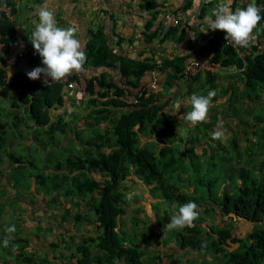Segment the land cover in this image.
Returning a JSON list of instances; mask_svg holds the SVG:
<instances>
[{"label": "trees", "instance_id": "obj_1", "mask_svg": "<svg viewBox=\"0 0 264 264\" xmlns=\"http://www.w3.org/2000/svg\"><path fill=\"white\" fill-rule=\"evenodd\" d=\"M142 1V6L152 12V19L147 22L145 33L153 39L158 35L159 27L153 32L150 28L160 10L165 9V5L156 0ZM255 3L261 8L262 17L255 32L262 37L264 44V0H256ZM4 4L11 5L10 15L2 9ZM248 4L234 0L232 11L246 8ZM192 5L193 0H186L183 9L187 10ZM210 5L211 2H208L203 7L204 10ZM17 13L13 0H0V96L10 103V111L6 108L5 112H2L4 106H0V118L8 117L0 121V133L11 125L18 129L21 123L29 121L32 123L28 124V129L37 128L31 134L20 130L22 141L19 144L23 145V149L28 148L31 152L32 146L36 145L45 150L49 144L59 148L61 143L58 133L64 138L68 129L72 128L64 116L53 114L54 109L66 107V85L59 81L46 85L42 79L31 80L27 77V72L43 65L39 55L34 54L35 50L30 43L31 36L25 31L24 23H17ZM163 30L165 32L162 40L165 41L177 28L171 26L167 29L164 26ZM90 35L83 50L87 59L82 68L86 70L89 66L110 67L118 61L124 82L119 84L108 80L106 73L85 77L91 95L86 97L84 108L88 113L85 117L94 134L81 138L82 133L75 132L77 139L73 145L78 147L80 155L72 154L64 160H58L53 169L42 166L46 172L40 171L35 165L36 170L40 172L32 173L28 168L34 162L28 161L25 155L9 152L7 149L1 151L0 147V209L2 211L6 205L13 207L18 200H8L6 195L10 190L4 186V181L7 180L8 184L11 182L18 190H28L32 197L35 195L36 200L33 201H36L38 206H45L49 202L57 204L60 196L68 197L79 206L74 214V226L90 220L91 227H81L78 236L73 234L74 236L69 238L64 235L63 239L57 236L56 239L50 240L45 248L46 256L36 250L27 251L30 237L18 235L11 238L10 234V240L22 244L23 249L27 251L17 253L16 257L28 264H58V249L60 243H64L67 248L65 251L68 250L69 254L63 251L59 259L63 258L69 264L75 259V264H209V261L216 259L219 262L215 264H264V178L263 181L252 179L248 184L250 175L247 170L240 168L237 174L242 180V185L237 191L226 188L224 194L219 196L215 189L216 177L208 178L196 166L192 167L193 169H184L186 162L192 161V164H196L193 159L197 151L188 147L174 128L176 121L171 119L167 111L171 101L163 102L156 92L160 84L149 96L144 95L146 83L150 81V78L144 79L147 71L167 72L164 84L167 88L175 80L186 75L184 71L188 56L166 58L161 62L147 57L137 59L118 56L108 43L102 28L92 30ZM225 35V32L218 30L207 44L206 50L211 54L212 64L215 68L235 66L239 72L237 77L243 86L241 92H234L235 96L245 100H260L264 90V50L254 56L255 48L250 54L241 56L227 43ZM19 38L23 40L27 62L26 65L23 64L25 68H9L7 56ZM9 69L13 73L11 79H8L6 72ZM79 71L69 74L70 80L76 79ZM206 73L207 90L210 91L217 87L218 78L216 73ZM199 76L191 77L197 80ZM97 85L100 98L93 96ZM125 91L137 95L141 92L139 103L127 104L120 100L119 97ZM12 114L14 117L9 118ZM40 128L45 130L40 131ZM29 136L33 137L32 144H29L31 146L26 144ZM181 141L186 147L176 145ZM232 145L234 148L241 147L237 139ZM5 164L11 168H5ZM262 167L264 168V165ZM22 170L26 171L24 175ZM190 171L195 175L192 173L189 180L193 179L196 184L206 186L207 198L201 195L196 186H188L191 189L187 190V186L180 188L179 184L173 181L177 177L185 179L179 173L186 174ZM93 173H99L102 177L98 179ZM17 174H27L29 179H32L31 184L26 188L24 179L18 178ZM129 181L144 185L154 201L158 199V204H161L162 200L167 202L162 219H158L160 232L151 223L149 216L140 217L144 210L143 205L135 210L133 228L126 230L124 217L128 214L127 204L130 198L124 183ZM32 184H35V192L32 190ZM74 193L76 196L71 197ZM189 201L198 205L199 216L194 221V226L167 232L172 209L174 208V214L180 206ZM80 202L88 205L86 211L81 209ZM90 214L96 215L93 217L95 222L89 217ZM205 214L213 217L212 224L203 225ZM92 223H96L95 229ZM237 224H240L239 228H236ZM245 228L248 229L247 232ZM168 235L171 237L166 239ZM154 237L161 241L162 247L160 244L153 245ZM169 246L176 250L169 252ZM202 252L209 256L203 257Z\"/></svg>", "mask_w": 264, "mask_h": 264}, {"label": "rangeland", "instance_id": "obj_2", "mask_svg": "<svg viewBox=\"0 0 264 264\" xmlns=\"http://www.w3.org/2000/svg\"><path fill=\"white\" fill-rule=\"evenodd\" d=\"M17 23H22L23 21V14H20L19 18L17 19ZM22 21V22H21ZM255 32V31H254ZM222 69L225 72H232L230 69H225L222 67ZM203 92V91H202ZM204 92H207L205 90ZM238 93L237 90H235V93ZM230 94L227 93L224 96H228ZM262 98L260 100L256 99L255 103H251V106L248 104H245L248 100L244 102L243 99H238L237 103L235 104V108L238 111L237 117L234 119V122H236L235 130L233 134L229 132L228 136H223L219 140H213L211 136V130H213V126L205 127L203 125H200L197 128V125L195 127H192L189 129V127L186 128L185 124H180V130H183V133H179V136L184 139V143L188 144L187 146L190 148H194L196 150V157L193 159L196 164H192V161L184 163V169H193L192 167L196 166L197 168H200V171H203V173L208 176V178L216 177L215 182V189L219 196L224 194V190L228 188L231 190H238V187L241 186L242 180L239 177L240 168H243L247 170L249 173V181L248 184H250V181L252 179H259L263 181L264 178V168L262 167L264 165V90L261 94ZM0 106L3 105L4 109L2 108V112H5V109L10 111L9 109V101L3 100L2 96H0ZM233 100L236 101L237 97L233 96ZM70 106V104H67V107ZM71 107V106H70ZM223 109L225 106H222ZM250 107L251 111L249 112L248 108ZM211 108V106L209 107ZM247 109V112H246ZM228 111V108L226 109ZM17 111V110H14ZM58 110L54 109L53 114H59L57 113ZM68 110H63V115L67 114ZM224 113V112H223ZM4 114V113H3ZM21 114V113H20ZM24 115V114H23ZM226 115V113H225ZM13 114L9 118H13ZM7 119L8 117L2 116L0 118V121L3 119ZM223 120L221 118L219 119V122L221 123ZM247 123L250 128L246 125L244 128L242 125V122ZM32 122H24L21 123L20 126L17 128L11 127L6 128L5 130H2V133H0V147L1 151L4 149H7L9 152L18 153L21 155H25L27 157L26 159L28 161L34 162L30 164L29 171H32V173H37L40 171H45L43 168L44 166H48L50 169L55 168L58 160H64L69 155H80L78 152V147H75L73 145V142L76 141L75 138V128L76 130L78 128H81L82 126H88L86 122H82L81 117H79L78 120H75L74 127L71 129H68L67 134L63 138V135L61 133H58L59 139H61V145H59V148H54L51 144L48 145V147L44 149H40L38 146L33 145L31 152H29L28 148L23 149V145L19 144L22 141V137L20 136L19 132L20 130H23L25 134L33 133L37 127L28 129V124H31ZM226 123V121H225ZM245 125V124H244ZM179 126V125H178ZM177 126L174 124V128ZM89 128H91L89 126ZM88 127H84L80 130V137L82 136H92L94 134L93 130H90ZM33 130V131H32ZM44 131V128H40V131ZM186 131V132H185ZM2 137V139H1ZM32 138L29 136L26 139V144L29 145L28 142H31L32 144ZM114 139L115 137L112 136ZM237 141L241 143V147L234 148L232 145L233 141ZM189 140V141H188ZM188 141V142H187ZM50 143V142H49ZM204 143V144H203ZM207 143V144H205ZM176 145L181 147L183 146L182 141L176 143ZM205 145H210V148L206 147ZM31 146V145H29ZM81 147V145H80ZM180 151V150H179ZM206 151V152H205ZM198 155V156H197ZM239 157L241 159L239 160ZM192 158V154H191ZM7 164V163H6ZM5 164V168L9 167V165ZM35 165H37V169H40V171L36 170ZM43 166V167H42ZM22 174H25V170L21 171ZM46 172V171H45ZM184 172H180L179 175L183 176L185 179L180 178H174L173 181L176 182L175 184H179L178 186L180 188L186 187L187 190L191 189L188 188V186H196L200 191L201 195H203L205 198L206 195V186H201L199 184H196V181L193 179L189 180V176L195 175L194 172L190 171L189 173L183 174ZM94 176L98 179H100L102 176L99 173H93ZM18 175V178H23L24 186L27 188V185L32 181V179H29L27 176ZM184 183V184H183ZM186 183V185H185ZM31 184V183H30ZM125 191L127 190V194L129 199L128 205V214L124 217L125 222V228L126 230L130 231L131 228H133V216L135 215V210L139 208L140 206H144L143 212H141L140 217L142 218H148L151 220V223H153L157 229L158 232H160V225L158 223V219H160L164 213V207L167 205V202L162 200L161 204L157 203V200L152 198L150 193L145 190V186L141 183H134V182H125ZM264 184V181H263ZM32 190L35 192V184H32ZM4 186L8 187L10 190L8 196V200L12 201L14 198H17L18 200L15 201L16 205H6L2 212L0 214V264H28L26 261H23V259H18L16 257L17 253L19 252H34L35 250L39 253H43V256L47 255V249L44 247L47 246V243L49 245V241L52 239H56L57 236L60 237V239L64 238V235L67 237H73L74 235H79V232L82 228H89L90 226V220L86 221L84 224H81L79 226H74V214L79 209V206L77 203H74L69 200L68 197L60 196L59 201L57 204H52L47 200L49 203L45 206H38L36 204V196L29 194V191H24V189L18 190L15 188L14 185L10 182L8 184L7 180L4 181ZM46 191V190H45ZM47 192V191H46ZM49 193V192H48ZM76 194L74 193L71 197H75ZM202 196V197H203ZM43 197V196H42ZM5 198V197H4ZM50 198V196H49ZM143 198V199H142ZM89 199V197H88ZM3 201V199H2ZM36 204V205H35ZM82 205L81 209L83 211L87 210L88 205L86 203H81ZM29 206H31V211ZM174 209V208H173ZM172 209V211H173ZM171 215H174L176 213H172ZM137 215V214H136ZM67 216V217H66ZM90 218H95L96 215H89ZM206 220L204 221L203 225L212 224L213 217L211 215L205 214ZM162 219V218H161ZM96 219L94 220V222ZM219 223V220H217ZM93 228H96V223H92ZM15 225L16 231L14 233H11V238L14 236L17 237L20 235L21 237L27 238L30 237L29 246L27 248V251H25L22 247V244H18L15 242H12L9 240L8 247H4L3 241L5 238H9L10 234L6 233L5 230L7 227ZM38 226V228H36ZM142 226V224H141ZM140 226V227H141ZM239 228L240 224L238 225ZM142 228V227H141ZM37 229V230H36ZM38 232L39 236L32 235ZM237 230V229H236ZM246 232L248 229H246ZM167 232H170V230L167 229ZM237 232V231H236ZM245 232V233H246ZM76 233V234H75ZM74 234V235H73ZM127 234V233H126ZM42 235V236H41ZM73 235V236H72ZM164 235V234H162ZM128 236V235H127ZM14 237V238H15ZM36 238L35 240L33 238ZM129 237V236H128ZM171 236L168 235L165 238L169 239ZM10 238V239H11ZM153 245H159L161 243L160 240H158L156 237L152 240ZM46 244V246H45ZM163 245L160 244V247ZM177 246V245H176ZM175 246V247H176ZM66 244L60 243V247L58 249V256L60 258V255L63 254V251H65ZM167 250L169 252L176 250L174 247H167ZM45 251V252H43ZM66 254H69V251H65ZM206 252V251H205ZM205 252H202L201 255L203 257H208L209 255H204ZM51 253V250H50ZM52 258H54L53 254H51ZM56 260L58 264H69L68 261H64L62 258ZM183 261H185V257H183ZM206 259V258H205ZM223 260L224 257H222ZM54 261V259H52ZM213 260V258H212ZM219 262L218 259L209 261V264H215ZM76 259L71 262V264H75Z\"/></svg>", "mask_w": 264, "mask_h": 264}, {"label": "crops", "instance_id": "obj_3", "mask_svg": "<svg viewBox=\"0 0 264 264\" xmlns=\"http://www.w3.org/2000/svg\"><path fill=\"white\" fill-rule=\"evenodd\" d=\"M156 1L160 4L163 3L165 9L162 11L160 10L150 28V31L153 32L156 27H159L158 35L151 39L145 32L147 31V22L152 19V12L142 6V0H13L18 12L17 17L19 18L20 14H23L22 21L25 25V31L28 32L29 34H27L30 36L34 31L35 24L39 22L37 16L38 8L46 3L49 9L54 12L58 26L75 28L76 38L80 41L82 50H84L90 39L91 31L102 28L106 33L108 43L118 56H127L137 59L147 57L153 58L157 62L177 56H188V60L199 57L211 59V54L206 50V47L218 30L212 31L208 29L209 26L201 21L205 16L211 15L212 10L220 3H229L232 9L234 0H193L192 7L187 10L183 9L186 0ZM208 2H211V5L204 10L203 7H205ZM240 2L251 3L253 0H240ZM166 12H175L180 19L179 24L165 21L164 14ZM164 26H166L167 29L171 28V26L177 28L174 33L165 38V41L162 40L165 32L163 30ZM254 31H256V29H254ZM114 64L115 65L110 67L89 66L86 70L82 68L79 74L90 78L95 74L99 75L100 73H106L108 80H113L120 84L122 81L124 82V79L118 67V61ZM23 66L21 62L16 65L7 64V67H13V69H18ZM228 69L232 72H225L221 66L211 71L214 74L216 73L217 75H215L218 78L217 87L213 89L216 95L212 99L211 108H209L206 120L197 124V128L200 125L205 127L212 125L213 130H211V133L214 131H221L222 137H229L228 133L231 132V134H233L235 130L236 122H234V119H236L238 112L235 108V104H238L237 101L239 98H237L236 101L233 100L235 94L234 90H238V92L243 90L242 83L237 77L239 74L238 69L235 66L228 67ZM160 74V86L158 90L156 89V92H158L163 102L171 101L167 108L169 116H171V119H174L176 123L185 124L186 128L189 127V129H191L193 126H190V124L186 123L184 120H179V115L191 111L189 100L193 94L207 95V73L203 71L199 72L197 75L200 76L197 80L193 79L191 76L185 75L183 78L175 80L174 83L167 88L164 86L167 79V72H161ZM145 78L149 79L148 76H145L144 79ZM40 79L44 80L43 74ZM205 90H207V92H204ZM229 92L230 94L228 96H224ZM86 97L88 96H83L80 92L68 90L66 88V107L57 108V113L60 112L57 115L64 116V119L69 121L72 127H74V125L77 126L75 120H78L79 117H81L82 122H87L85 115L88 112L84 108ZM243 100L244 102L246 101L245 99ZM255 101L248 99L245 104L251 106V103H255ZM67 104H70L71 107H67ZM225 105L227 107L223 109L222 106ZM227 108L228 111L226 110ZM65 109H67L68 112L63 115V110ZM248 110L249 112L251 111L250 107ZM173 112H177V115H171ZM220 118L223 120L221 123L219 122ZM176 123L174 122L177 126L175 129H177L179 133H183L185 128L179 131L180 124ZM242 124L244 128L246 125L250 128L244 121ZM83 127L89 128V126H82L81 128ZM81 128L77 130L75 128V132L80 131ZM89 129L92 130L91 128ZM75 138L77 139V136H75ZM74 142L76 143V141ZM28 143L30 144L31 142ZM60 143H62L61 139ZM206 147L210 148V145H205V148ZM29 208L31 211V206H29ZM36 228H38V226ZM36 230L35 234L32 233V235L39 236ZM33 239L35 240L36 238L34 237Z\"/></svg>", "mask_w": 264, "mask_h": 264}, {"label": "clouds", "instance_id": "obj_4", "mask_svg": "<svg viewBox=\"0 0 264 264\" xmlns=\"http://www.w3.org/2000/svg\"><path fill=\"white\" fill-rule=\"evenodd\" d=\"M260 13L261 8L257 6L255 0L246 8L235 11H232L229 3H220L212 10L211 15L205 16L201 22L206 23L209 26L208 29L212 31L225 32V40H230L233 46L248 47L250 41L254 39L253 31L262 19ZM37 16L39 22L35 24L30 43L35 50L34 54H38L41 58L43 66L35 67L26 75L31 80H37L43 74V82L48 85L50 81H60L73 71H79L87 57L81 48L80 41L76 38L75 28L58 26L54 12L46 3L39 6ZM6 72L8 79H11L13 75L11 70ZM215 95L214 90L208 91L206 96L193 94L189 100L191 111L179 115V120H184L193 127L206 120ZM177 112L171 115L175 116ZM211 136L213 140H219L222 132L214 131ZM197 208L198 205L194 201L180 206L178 212L172 215L167 223V229L171 231L193 227L194 221L199 216ZM5 231L9 234L14 233L15 225L7 227ZM9 240L10 237L4 239V247H8Z\"/></svg>", "mask_w": 264, "mask_h": 264}, {"label": "built area", "instance_id": "obj_5", "mask_svg": "<svg viewBox=\"0 0 264 264\" xmlns=\"http://www.w3.org/2000/svg\"><path fill=\"white\" fill-rule=\"evenodd\" d=\"M11 8L12 7L9 4H4L2 6V9L6 11L8 15L11 14ZM164 16H165V21L167 22H173L175 24L179 23V17L173 13L166 12ZM253 37L254 39L250 41L248 47L233 46L230 40L227 41V43L231 45L233 48H235L240 53L241 56H245L250 54L252 50H254L255 48L256 51L258 52L263 50L262 37L254 31H253ZM26 61H27L26 49L25 47H23L22 38H19L18 41L15 43V45L12 47V49H10V53L7 56V63L10 65H16L19 62L25 64ZM214 70H215V66L212 64L211 59L199 57L196 59L188 60L186 62V69L184 71V74H186L187 76H194L201 71L207 72ZM145 76H148L150 78V81L146 84L144 95L149 96L152 92H154L158 88L160 84L161 74L157 70H149L146 72ZM59 82L64 83L66 85L65 87L68 90H75L77 92H80L81 95L91 96L87 88V81L85 77L82 76L81 74H78V77L74 80H70L69 75H67L64 79L60 80ZM98 90H99V86L97 85L95 87L96 93L93 96L100 98L97 93ZM141 95H142L141 92L139 93V95H137V94H131L129 91H125V93L122 96H120L119 99L126 102L127 104H138Z\"/></svg>", "mask_w": 264, "mask_h": 264}, {"label": "water", "instance_id": "obj_6", "mask_svg": "<svg viewBox=\"0 0 264 264\" xmlns=\"http://www.w3.org/2000/svg\"><path fill=\"white\" fill-rule=\"evenodd\" d=\"M259 52L258 51H254V56L257 55Z\"/></svg>", "mask_w": 264, "mask_h": 264}]
</instances>
